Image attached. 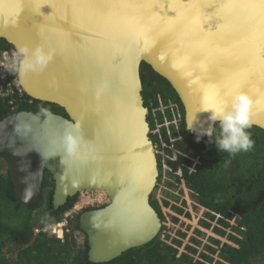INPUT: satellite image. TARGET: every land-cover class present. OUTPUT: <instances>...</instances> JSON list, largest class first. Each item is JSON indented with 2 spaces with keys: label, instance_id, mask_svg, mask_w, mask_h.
<instances>
[{
  "label": "water",
  "instance_id": "1",
  "mask_svg": "<svg viewBox=\"0 0 264 264\" xmlns=\"http://www.w3.org/2000/svg\"><path fill=\"white\" fill-rule=\"evenodd\" d=\"M88 0H0V40L11 49L60 45L64 55L41 71L17 69L31 99L55 104L65 114L15 110L0 119L4 158L19 204L42 201L45 173L54 209L84 190L103 191L108 201L82 210L78 227L87 259L107 262L142 246L161 232L150 198L159 181L155 141L140 76L145 63L174 90L185 129L199 139L209 106L219 98L203 83V72L186 62L210 66L221 60L232 74L253 73L252 126L264 131V5L260 0H102L103 9L66 5ZM131 5V6H130ZM4 50V49H3ZM234 81L226 91L232 92ZM87 129L78 138L77 133ZM72 133L77 150L66 151ZM81 140L88 153L79 152Z\"/></svg>",
  "mask_w": 264,
  "mask_h": 264
},
{
  "label": "trees",
  "instance_id": "2",
  "mask_svg": "<svg viewBox=\"0 0 264 264\" xmlns=\"http://www.w3.org/2000/svg\"><path fill=\"white\" fill-rule=\"evenodd\" d=\"M9 48L0 40V51ZM140 76L151 138L165 152V183L172 181L171 185L176 184L185 194L180 200L152 194L151 205L163 223L161 232L110 261L91 262L85 239L81 246L76 241V234L81 232L78 214L63 240L33 232L37 224L59 221L77 194L54 209L53 182L45 173L42 201L36 206L19 204L6 161L0 158V264H264V131L254 126L247 129L254 141L247 152L220 151L215 145L218 124L211 141L209 137L195 138L185 129L181 104L170 85L145 63L141 64ZM22 109L65 114L55 104L25 94L0 97V119ZM158 166L162 171L159 156ZM36 212L43 217L41 222L34 219ZM190 220L195 221L197 234L209 230V243L188 238L181 226ZM184 238L190 240L184 242Z\"/></svg>",
  "mask_w": 264,
  "mask_h": 264
},
{
  "label": "clouds",
  "instance_id": "3",
  "mask_svg": "<svg viewBox=\"0 0 264 264\" xmlns=\"http://www.w3.org/2000/svg\"><path fill=\"white\" fill-rule=\"evenodd\" d=\"M19 73L23 76L27 71H41L49 60L52 59V51H45L42 46H37L29 52L28 48L18 50ZM252 97L244 91H236L232 94L230 105L220 102L209 106L204 111L209 112L207 128H202V133L207 135L210 141L213 138L214 126L219 125V134L215 137V145L220 151L236 154L247 152L253 148L252 140L247 129L252 127L251 110ZM199 139V136L197 137ZM78 141L72 133L66 136V151L69 154L77 150Z\"/></svg>",
  "mask_w": 264,
  "mask_h": 264
},
{
  "label": "built area",
  "instance_id": "4",
  "mask_svg": "<svg viewBox=\"0 0 264 264\" xmlns=\"http://www.w3.org/2000/svg\"><path fill=\"white\" fill-rule=\"evenodd\" d=\"M18 51L15 49H4L0 51V97L6 98L14 95L22 96L23 91L17 80V69L19 66V57L17 56ZM156 146V152L157 146ZM162 152V151H161ZM163 158L165 157V153H161ZM166 165L162 160V171L160 170L159 181L157 184V198H164L160 191L165 188L166 182ZM161 173H164L161 176ZM92 191L84 190L80 191L78 194V199L73 203V205L67 209L61 219L57 222L48 223L43 226L35 225L33 227V232L39 233L44 232L48 235L54 236L60 240H63L64 235L69 232V224L75 218L81 210H84L87 206L93 205L94 203H98L101 201V196L97 193V196L89 197L92 195ZM91 194V195H89ZM106 197V196H105ZM107 198V197H106ZM103 205V204H102ZM100 205V206H102ZM99 207V206H98ZM94 208V207H93Z\"/></svg>",
  "mask_w": 264,
  "mask_h": 264
},
{
  "label": "snow or ice",
  "instance_id": "5",
  "mask_svg": "<svg viewBox=\"0 0 264 264\" xmlns=\"http://www.w3.org/2000/svg\"><path fill=\"white\" fill-rule=\"evenodd\" d=\"M260 3L264 5V0H260ZM131 6V5H130ZM68 9L72 8H90V9H103L107 7L106 4L102 2V0H88L86 3L81 4H68L66 5ZM44 50L45 51H52L53 57L47 65L51 62H53L54 59L59 58L64 55V49L57 45L56 47H49V45L45 42L44 44ZM34 49V45H29V52ZM202 53L200 52H193L190 53L187 57H185V60L187 63H189L192 67L196 68L199 71L203 72L202 80L203 83L210 86L211 90L221 99H224L226 102L231 101L232 94L236 91H242V90H248L249 85L252 83V76L253 73H249L247 76H243L240 74H232V80H229L227 77V74L224 73L221 65L226 62V60H221L216 63H211L210 66H201L196 61L199 60L200 55ZM234 81V87L232 92L226 91V89L229 86V83ZM87 134V129H84L83 132L77 133L78 138L82 137L83 135ZM89 151L88 146L84 145L82 140L79 144V152L81 154H87Z\"/></svg>",
  "mask_w": 264,
  "mask_h": 264
},
{
  "label": "rangeland",
  "instance_id": "6",
  "mask_svg": "<svg viewBox=\"0 0 264 264\" xmlns=\"http://www.w3.org/2000/svg\"><path fill=\"white\" fill-rule=\"evenodd\" d=\"M151 112L153 113L154 112V110L152 109L151 110ZM173 115V114H172ZM173 117H175V115H173ZM160 126V125H159ZM158 126V127H159ZM156 131L158 130V128H156L155 129ZM157 145H158V143H157ZM160 146H157V156H159L160 157V159L161 160H163L164 158H163V156L161 155V153L163 152H161V149L159 148ZM163 150V149H162ZM165 152H163V154H164ZM170 182H172V181H170ZM169 182V184L168 183H165V188L164 189H162V191H160V194L164 197V198H168V199H174V200H180L181 198H182V196H184L185 194L179 189V186H177L176 184L175 185H171V183ZM157 186H156V188H155V191L153 192L155 195L157 194ZM94 193H98L100 196H101V201L100 202H96V203H94L93 205H89V206H87L85 209H87V208H95V207H98V206H100V205H102V204H105L107 201H108V199L105 197V195L104 194H100V192H96V191H93ZM94 193H92V195L91 194H89V195H91V196H89V197H94V196H97L96 194H94ZM78 196H79V194H77V198H76V200L78 199ZM42 209V208H41ZM84 209V210H85ZM82 211V210H81ZM80 213V212H79ZM35 216H34V219H36V221L37 222H41L42 221V216L39 214V213H35L34 214ZM63 216V215H62ZM73 221H74V219H73ZM195 221L193 220H190V222H188V225L187 226H181V228H183V229H185V230H187V234L189 235L188 236V238H190V237H194V238H198L201 242H202V244H207V243H209L210 242V240L208 239V237L209 236H211V233L209 232V230L208 231H204V230H202V232L204 233L203 235H200V234H197L196 232H194V229H196V226H195V223H194ZM174 228V227H173ZM162 233H163V231H162ZM186 240H190V239H187V238H184V242H186ZM76 241H77V243H78V245L79 246H81L82 244H83V242H84V235L80 232V233H77L76 234Z\"/></svg>",
  "mask_w": 264,
  "mask_h": 264
},
{
  "label": "bare ground",
  "instance_id": "7",
  "mask_svg": "<svg viewBox=\"0 0 264 264\" xmlns=\"http://www.w3.org/2000/svg\"><path fill=\"white\" fill-rule=\"evenodd\" d=\"M18 51V50H17ZM88 191H96V192H100V194H104V192L103 191H99V190H88ZM105 195V194H104Z\"/></svg>",
  "mask_w": 264,
  "mask_h": 264
}]
</instances>
